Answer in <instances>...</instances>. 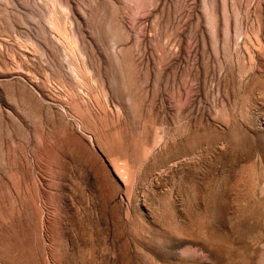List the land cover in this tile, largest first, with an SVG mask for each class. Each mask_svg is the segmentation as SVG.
Wrapping results in <instances>:
<instances>
[{"label":"rangeland","instance_id":"rangeland-1","mask_svg":"<svg viewBox=\"0 0 264 264\" xmlns=\"http://www.w3.org/2000/svg\"><path fill=\"white\" fill-rule=\"evenodd\" d=\"M0 264H264V0H0Z\"/></svg>","mask_w":264,"mask_h":264}]
</instances>
